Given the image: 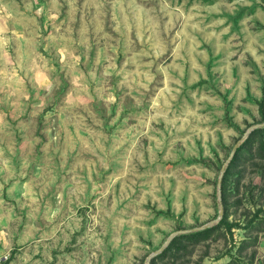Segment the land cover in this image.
<instances>
[{"label":"rangeland","instance_id":"1","mask_svg":"<svg viewBox=\"0 0 264 264\" xmlns=\"http://www.w3.org/2000/svg\"><path fill=\"white\" fill-rule=\"evenodd\" d=\"M262 123L264 0H0V264H264Z\"/></svg>","mask_w":264,"mask_h":264},{"label":"trees","instance_id":"2","mask_svg":"<svg viewBox=\"0 0 264 264\" xmlns=\"http://www.w3.org/2000/svg\"><path fill=\"white\" fill-rule=\"evenodd\" d=\"M257 141L260 142L259 149L261 151V155L264 156V127H261L254 129L249 135V137L241 144V146L238 148L235 154V157L233 158L232 162L227 168L222 185V201L224 207L226 208V213L222 218V220L213 227L191 233H183L177 235L159 257H163L164 255H166L171 251L173 252V251L181 250V248L184 247V243L186 242V240L199 242L205 238H208L212 234V232L217 228L225 227L228 231L232 232V229L236 225H238L236 222H231L227 214L228 203H229L228 201L229 182H230L229 177L232 174L233 167L236 166V164H238V161L241 158L243 151H247L249 148L253 147ZM255 216H259V214H255ZM9 261L10 259L2 261V264H9Z\"/></svg>","mask_w":264,"mask_h":264},{"label":"water","instance_id":"3","mask_svg":"<svg viewBox=\"0 0 264 264\" xmlns=\"http://www.w3.org/2000/svg\"><path fill=\"white\" fill-rule=\"evenodd\" d=\"M263 125H264V123H262V124H256V125L252 126V127L248 130L247 134L242 138L241 141H244V140L249 136V134H250L251 131H253L254 129H256V128L260 127V126H263ZM239 145H240V143H237V144L234 146V148H233V150H232V152H231V155L229 156L227 162H226V163L223 165V167H222L221 176H220L219 183H218L219 191H221L222 179H223V175H224V173H225V171H226L227 165H228L229 162L233 159V157H234V155H235V153H236V151H237ZM223 213H224V209H223V207H222V208H221V211H220V214H219L217 220L222 219V217H223ZM210 225H211V224H207V225L202 226V227H200V228H198V229H205V228L209 227ZM198 229H196V230H198ZM187 231H193V230H180V231H178V232L172 234V236L169 238V240L167 241V243H166V244H165L160 250H158L157 252H155L152 256H154V255H156V254L162 252V251L168 246V244L171 242V240L174 238V236H175L176 234L183 233V232H187ZM152 256H151V257H152Z\"/></svg>","mask_w":264,"mask_h":264}]
</instances>
